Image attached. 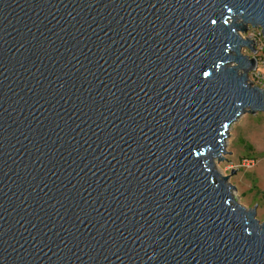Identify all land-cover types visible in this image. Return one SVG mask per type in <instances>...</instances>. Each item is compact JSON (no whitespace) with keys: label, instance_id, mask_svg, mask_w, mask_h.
<instances>
[{"label":"water","instance_id":"obj_1","mask_svg":"<svg viewBox=\"0 0 264 264\" xmlns=\"http://www.w3.org/2000/svg\"><path fill=\"white\" fill-rule=\"evenodd\" d=\"M248 24L264 0H0V264H264L214 162L264 111Z\"/></svg>","mask_w":264,"mask_h":264},{"label":"rangeland","instance_id":"obj_2","mask_svg":"<svg viewBox=\"0 0 264 264\" xmlns=\"http://www.w3.org/2000/svg\"><path fill=\"white\" fill-rule=\"evenodd\" d=\"M248 27L250 24L247 25ZM247 34V31H246ZM251 80L264 89V68H260ZM223 159L215 158V168L227 182L235 185L234 196L247 210L255 209L256 217L264 221V111L242 115L229 128ZM253 146L249 150L242 140ZM232 152V153H229ZM235 169L236 172L232 173Z\"/></svg>","mask_w":264,"mask_h":264},{"label":"built area","instance_id":"obj_3","mask_svg":"<svg viewBox=\"0 0 264 264\" xmlns=\"http://www.w3.org/2000/svg\"><path fill=\"white\" fill-rule=\"evenodd\" d=\"M246 31H247V34H246ZM246 31L241 33L243 38L247 39V37H248V38L256 40L255 42L251 41V43L256 48L255 52H253L248 47H244L242 50V53L244 55H248V57L250 59H252L254 57L256 59L257 66L254 70L250 71V73H249V78L251 79V76L256 74V72H258L260 68H264V34H263L262 28L258 27V26L250 25ZM253 83H254V81H253Z\"/></svg>","mask_w":264,"mask_h":264},{"label":"trees","instance_id":"obj_4","mask_svg":"<svg viewBox=\"0 0 264 264\" xmlns=\"http://www.w3.org/2000/svg\"><path fill=\"white\" fill-rule=\"evenodd\" d=\"M242 143L249 149V150H253V146L250 145L247 141H245L244 139L242 140Z\"/></svg>","mask_w":264,"mask_h":264},{"label":"snow or ice","instance_id":"obj_5","mask_svg":"<svg viewBox=\"0 0 264 264\" xmlns=\"http://www.w3.org/2000/svg\"><path fill=\"white\" fill-rule=\"evenodd\" d=\"M228 10H229V11H231V9H230V8H229ZM225 22H227V21H225ZM212 23H213V24H215V23H216V21H215V20H213V21H212ZM217 67H219V65H217ZM203 75H204V76H209V75H210V73H209V72H204V73H203Z\"/></svg>","mask_w":264,"mask_h":264}]
</instances>
